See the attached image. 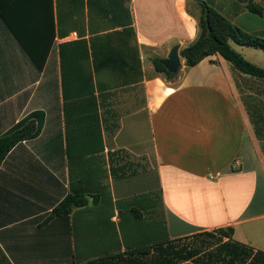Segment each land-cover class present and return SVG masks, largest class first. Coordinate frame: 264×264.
<instances>
[{
	"label": "crops",
	"instance_id": "crops-1",
	"mask_svg": "<svg viewBox=\"0 0 264 264\" xmlns=\"http://www.w3.org/2000/svg\"><path fill=\"white\" fill-rule=\"evenodd\" d=\"M199 2L264 38V0H0V135L42 117L0 163V264H264V78L153 66Z\"/></svg>",
	"mask_w": 264,
	"mask_h": 264
},
{
	"label": "trees",
	"instance_id": "trees-1",
	"mask_svg": "<svg viewBox=\"0 0 264 264\" xmlns=\"http://www.w3.org/2000/svg\"><path fill=\"white\" fill-rule=\"evenodd\" d=\"M198 6L200 14L197 21L199 31L197 38L179 52L180 57L184 59V65L193 67L206 57L218 54L224 60L230 62L237 71L249 76L264 78L263 68L246 61L230 46V42H233L238 46L251 47L264 52V38L243 31L206 3L199 2ZM248 9L258 15L262 13L260 7L252 4L248 5ZM16 36L32 62L38 68L41 67L42 61L41 58L37 57V53L31 50L23 38L19 35ZM166 61V59H153V66L156 72L163 73L166 79L170 80L175 74L169 73L164 68ZM41 121V114L35 112L16 123L6 133L0 135V163L16 144L24 140H30L38 134ZM84 204H86L84 196L67 195L53 209L52 215H66L70 213L73 207L83 206ZM218 231L225 236L232 234V228Z\"/></svg>",
	"mask_w": 264,
	"mask_h": 264
},
{
	"label": "water",
	"instance_id": "water-1",
	"mask_svg": "<svg viewBox=\"0 0 264 264\" xmlns=\"http://www.w3.org/2000/svg\"><path fill=\"white\" fill-rule=\"evenodd\" d=\"M198 1V0H196ZM164 68L172 74H176L181 68V61L179 55V46H173L167 55V61L164 64Z\"/></svg>",
	"mask_w": 264,
	"mask_h": 264
},
{
	"label": "rangeland",
	"instance_id": "rangeland-1",
	"mask_svg": "<svg viewBox=\"0 0 264 264\" xmlns=\"http://www.w3.org/2000/svg\"><path fill=\"white\" fill-rule=\"evenodd\" d=\"M257 51H258V53H260L262 56H264V52H262V51H260V50H258L257 49ZM259 62V61H258Z\"/></svg>",
	"mask_w": 264,
	"mask_h": 264
}]
</instances>
